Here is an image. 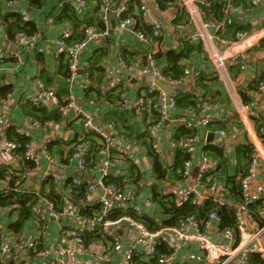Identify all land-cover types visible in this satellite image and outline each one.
I'll list each match as a JSON object with an SVG mask.
<instances>
[{"label": "built area", "instance_id": "obj_1", "mask_svg": "<svg viewBox=\"0 0 264 264\" xmlns=\"http://www.w3.org/2000/svg\"><path fill=\"white\" fill-rule=\"evenodd\" d=\"M33 1L0 0V87L8 84L6 73L11 64L16 63L13 71L19 73L24 66L26 56L43 51L40 49V44L46 42L49 45L44 50L46 54L50 55L56 64H61L63 60L67 67V75L63 79L67 85L68 95L62 101L56 90L46 87L42 81H35L34 84L24 87L20 96L13 93L7 99H2L0 149L6 148L12 153L16 150L15 142L9 140L7 136V129L12 125H8L4 118V109L10 100L17 99L16 103L19 101L20 107L31 103L61 113L64 121H48L40 124L63 123L65 133L72 141L73 150L65 160H61L49 150V141L41 144L45 158L54 167L43 171L41 182L54 183L62 197V202L56 204L42 197L40 211L43 209L44 214L39 215L37 211L33 219L40 221L41 234L45 232L47 216L55 221L68 218L71 224L69 228L62 229L60 236L49 246L55 252L54 258H50L49 250L43 245L41 237L40 242L38 237H32L27 243H22L20 236L26 226L20 233L9 229V223L19 217L17 210L10 213L4 226L0 227V264L12 261L14 247L19 248L20 253L23 251L21 264H32L33 255L40 258V264H63L59 259L60 255L71 257L72 264H101L120 252L124 253V264H135L134 257H140L143 262L149 263L157 256L161 245H165L170 252L160 254L157 257V264H174L179 252L186 245L193 243L198 246V251L205 253L209 264H252L255 255H259L264 264V244L258 242L264 237V207L255 208V203L258 201L264 204V111L254 107L252 102H245L241 95L233 97L234 100L228 102L220 93L218 100L225 108L223 111H218V100L214 91L208 86L203 87V84H206L204 74L206 66L198 64L193 59L194 56L187 60L181 77L172 78L163 72V64H159L154 55L156 50L148 52L140 59H128L120 44L115 49V61L119 69L127 72L129 79L133 76L132 72L140 73L145 78L144 84L138 87L140 91L138 97L135 100L131 99L129 81H119L117 70L111 66L106 68V76L98 91H91V97H88L87 90L93 84L88 60L91 55L84 56V53L93 43L110 36L109 21L113 4H116L115 20L122 34H132L142 43L164 39L162 22L156 19L147 22L148 0H135L137 15L151 28L152 35L148 36L140 27L135 15L130 13L134 0H102L98 6L97 16L105 23L106 28L99 31L90 25L85 28L86 35L82 40L70 42L74 35L73 27L68 24H57L56 18L62 12L64 5L73 8L81 18H86L92 10L90 0H64L57 5L58 11L54 10L46 15L40 14L39 6ZM215 1L225 3V19L203 21L202 30L187 33L178 39L177 48L184 50L187 42L201 43L204 49L202 53L207 54L212 62V69L221 80L226 81L224 70L236 65L242 79L249 81L251 79L244 76L251 66L248 51L252 45L264 39V15L260 17L259 29L238 30L235 29L238 24L235 15L247 7L259 8L264 0H186L183 1L182 6L186 7L192 16H198L202 14L203 8L212 7ZM155 2L156 7L160 8L158 1ZM13 12L19 13L22 25L33 22L37 25V30L30 33L26 28H22L11 34L4 20V14ZM177 17L178 13L174 14L171 21L174 22ZM55 27H58V37L55 39L48 37L45 40L47 29ZM232 28H234L233 34ZM229 30L230 33L227 34ZM80 74L83 78L81 93L88 106H96L99 98L105 99L109 94H117L118 113H125L128 118L127 124L131 121L130 110L133 109L141 123L140 135L147 139L163 168L167 170L162 186L165 188L163 182L169 179L189 183L185 190L176 193L167 192L160 186L163 193L175 194L178 203L192 200L203 204L212 200L218 204L233 205L236 209V227L222 228V217L217 211H211L203 219L191 214L183 218L177 226H162L154 231L150 230L143 221L129 214L117 220H105L107 213L115 209L141 212L138 205H130V193L124 190L125 187L122 188L108 181L110 177L120 178V162L126 157V148L115 141V136L128 140L130 137L128 138L129 135L125 131L118 129L116 119L102 123L97 120L94 113L87 111L78 102L74 88ZM158 81L170 86L169 92L160 87ZM11 83L15 84L13 81ZM186 93L193 95L197 105L181 110L178 107V98ZM253 94L264 95V78L259 79L256 90L250 93V100ZM67 122H73L81 126V129L76 130L73 126H68ZM233 125L239 130H232ZM13 126L18 134L27 139L24 161L39 166L37 142L32 132L20 125ZM180 127L193 129L194 133L177 140L175 134ZM164 135L171 147L169 153L164 147ZM244 144L251 146V152L245 168L242 169L239 166L237 151ZM179 150L189 156L182 166L176 169L174 164ZM216 150L220 155L215 158L212 152ZM98 165L101 175L95 181L86 180L85 173ZM70 168L73 172H69ZM224 172L236 177L239 182L240 201L234 202L228 198L229 186L221 177ZM176 173L180 178L171 177ZM65 185L73 189L85 188V200L82 203L73 202L70 195L74 191L72 188L70 191H63ZM96 187H100L104 192L97 198L94 197ZM146 203L149 206L156 204L152 199V192L146 198ZM96 204L101 205L102 210L99 213L88 215L83 212L85 206ZM256 214L261 216L259 220L261 219L262 223L255 230L249 229L248 223L258 219ZM115 225H125L134 237V243L126 249L120 236L112 234L109 230V227ZM92 233L98 234L100 238L86 242V236Z\"/></svg>", "mask_w": 264, "mask_h": 264}, {"label": "crops", "instance_id": "obj_2", "mask_svg": "<svg viewBox=\"0 0 264 264\" xmlns=\"http://www.w3.org/2000/svg\"><path fill=\"white\" fill-rule=\"evenodd\" d=\"M62 1L64 0H44L43 4L38 7L40 9V14L46 15L48 13L50 14L54 12V9H56L57 5ZM155 1L156 0H148L149 14L146 16V21L149 22L153 19H156L162 22L164 26V35H165L164 39H162V43H163L162 48L164 47L165 49L168 47L176 48L178 47V39H180L183 35L197 30H202L201 24L203 21H205L203 17V13L199 14L198 16L191 15V21L189 24L186 25L176 26L174 22L171 21V17H173L174 14L179 13V9L181 8L183 1L186 0H179L178 4L168 9H162L156 7ZM90 5L92 10L91 13L87 15V18H89L96 10L97 2L95 0L94 1L90 0ZM115 8H116V4L114 3L111 11H114ZM41 12H46V13H41ZM262 15H264V1H262V4L260 5L259 8L247 7L241 13H237L235 15L236 22H238L237 26L243 29L246 28L259 29L261 25L260 17H262ZM112 21L113 19L110 13V21H109L110 30L113 29ZM233 31L234 28H232L231 30L232 34ZM229 33L230 30L228 31L227 34ZM57 34H58V27H55L53 29H47V35L45 40L48 37H53L55 39L58 37ZM232 34H230L229 37H231ZM109 37H107L106 39H102L97 43H93L92 47L86 49L84 56L93 55L94 51L101 46L103 48H107L109 51V55L101 63H103L106 66L105 69L109 68L110 66L116 69L120 76V78L118 79L119 81L121 82L129 81L128 88L130 91L131 99L135 100V98L138 97L140 92L138 90V87L144 84L145 78L140 73L132 72L133 76L131 79H129L128 73L119 69L118 63L115 61L116 46L118 44L121 45L128 59H140L142 56H146L148 52L157 50L160 42L155 39L149 43H142L140 41H137L132 34H127V33L122 34V31L118 28L117 21H116V27L114 29L113 37H111V34ZM47 47H49L48 43L44 42L40 44V49L43 50L40 51V54L38 53L36 55L26 56V61L24 63V66L21 68L19 73H14L13 71V67L16 65V63L11 64L9 66L10 69L6 73V76L8 80L11 79L15 84L11 83L12 81L11 82L7 81V82L8 84H12L14 86L15 88L14 93L20 96L21 90L26 86L34 84L35 81L36 82L42 81V83L45 84L43 80L39 78L40 69L42 68V66H46L47 69H49L53 74L57 73V71L59 70L58 66H60L61 64H56L55 61L51 59L50 55L48 56L46 54L44 50H46ZM248 55L250 58L251 66L248 72L244 74V76H246L248 79H251L249 81L242 79V77L240 76V70L236 65H233L229 68L227 67L224 70L226 81L221 80L217 76L216 71L212 69V62L208 58L206 53L204 54L197 53L193 57V59L198 64L202 66L203 65L206 66V72H204L206 85L208 86L209 89L214 91L215 98L218 100V94L220 93L221 96H224L229 102L231 100H234L232 99L233 97L237 95H241V93L246 90L248 85L254 79L264 78V39L252 45V47L248 51ZM40 56L42 57L43 63L40 61ZM59 77L60 76L58 75V79L56 78L55 80V85H57L58 88L61 82L64 80V79L60 80ZM82 83H83V78L80 74L79 79L77 80V83L74 88L78 102L81 103L86 108L87 111L94 113L96 115L97 120L102 123H108L109 120L113 118L116 119L114 115L118 113V109L116 110V108L113 105L109 104L105 100L98 101L96 106L87 105L86 100L84 99L81 93ZM169 90H165V91L169 92ZM249 92L250 91H248L247 93ZM67 95H68V89H67ZM60 96L63 99L67 97L64 94V92L61 93ZM16 100L17 99H12L9 101V104L6 105L4 109V118L6 122H8V125L9 124L20 125L23 128H26L32 132V135L35 138V141L37 142L36 152L37 155L40 157V165L34 166V168H30L29 166H27L26 162L24 161L23 156L16 155V153H12L10 150L4 148V149H0V166H4L8 168L10 173H13L15 176L21 178V183L17 182V184H15V186H17L16 188L17 190L21 192L38 193L45 188L47 191H49V186L51 184L42 183L41 176L44 170L52 169L54 167H52V165H50L47 159L45 158V154L41 150V144L44 143L45 141H49L50 144L57 141L60 142L62 144L61 148L63 150L62 151L63 155H60L59 153H56L53 150L51 151L53 152V154H56L61 160H64L67 158V156L71 154L69 153V150L72 147V141L68 139L67 134L65 133V127L63 123L49 122L46 125L40 124L33 117L24 114L22 106L20 107L19 101H17L16 103ZM217 102H218L217 110L223 111L225 108V107L223 108L224 104L223 103L221 104V101L219 100ZM245 102L247 103L252 102L254 107L264 111V95L253 94L252 100H250L249 97ZM130 114L132 115L129 118L131 121L127 125L133 131L132 134L127 132V134L129 135L128 138L130 137V140L115 136V141L121 144L124 148H126V157L123 161L120 162L121 167L119 169L120 172L119 175L121 177V181H123V183L125 184L124 190L130 193V200H129L130 205L131 204L138 205L141 208V212L139 214L148 216L151 219H154L155 221H162L165 218V215L162 214L159 205L154 203L152 206H149L146 203V198L150 196L152 192L151 186L153 184H156L158 182V179L155 172L153 171L152 160L147 146L141 140L136 139V137L138 136L141 137L140 135L141 123H139V118L137 115H135L133 109L130 110ZM118 125L120 126L121 123L118 122ZM232 130L237 131L239 129L235 128V126L233 125ZM0 135H1V131H0ZM163 143H164V147H166V152L169 153L170 151L169 149H171V147H169L167 141L165 140V135H164ZM69 172H73L72 168L69 169ZM133 174H135L136 176L139 174L140 178L139 179L137 178L135 181L129 180V177H131ZM100 175H101V169H100V165H98L96 168H91L87 173H85L84 177L88 181H95ZM193 178L194 177H192V180ZM192 180L191 182H193ZM159 183L160 186L163 189H165L167 192H174V193L185 190L189 185V183H185L180 180H170V179L168 181L163 182L165 188L162 186L161 182ZM71 188L73 189V187ZM71 188L68 185H65L62 188V190L70 191ZM9 189H11L10 183H8L7 180L0 179V191H6ZM96 189L97 190L94 194L95 198H97L99 195H102L104 193L100 187H96ZM57 193L59 194L58 191ZM109 198L112 197L109 196ZM16 210L17 207L0 208V227L4 226V222L7 220L6 218L10 216V213H14ZM37 211L39 215L44 214L43 209L40 211V202L37 204L35 208V212ZM46 216H47V212H46ZM261 223L262 220L257 219L253 223H248V228L255 230V228L259 227ZM70 224L71 221L68 218L57 219L55 221L47 216L45 232L41 234L40 221H35L32 218L31 221L27 223L24 232L21 233L22 235L20 236V238L23 240L22 243L25 244L32 237L33 238L38 237L40 242V237H41L43 245L46 246V248H48L49 250L48 256L50 258H54L55 252L52 251L49 246L53 244V242H55V240L60 236L61 230L65 228H69ZM109 230L112 232V234H116L120 236L123 242L124 249H126L128 246L134 243V237L125 225H115L109 227ZM258 242L264 244V237H262ZM22 254L23 251L20 253V249L14 247V251L11 255L12 261H14L15 264H21ZM80 257L86 258L85 256H80ZM123 257H124V253L120 252L115 254L111 259L101 262V264H124ZM32 258H33L32 264H40L39 257L33 255ZM59 259L63 264H72L71 257H68L66 255H60ZM174 264H209V263L206 260L205 253L198 251V246L193 243L186 245L179 252Z\"/></svg>", "mask_w": 264, "mask_h": 264}, {"label": "trees", "instance_id": "obj_3", "mask_svg": "<svg viewBox=\"0 0 264 264\" xmlns=\"http://www.w3.org/2000/svg\"><path fill=\"white\" fill-rule=\"evenodd\" d=\"M44 0H34L33 3L36 6H41L43 4ZM94 1V0H92ZM97 2V8L94 11V13L89 18H81V16L73 10L68 5L63 6L62 12L58 15L56 18L57 24L64 25V24H70L73 27L74 35L73 38L70 40V42L80 41L85 37V28L88 26H94L99 31H102L106 28V25L103 21L99 20L97 14L98 6L101 3L102 0H95ZM160 8L162 9H168L170 7H173L174 5L178 4L179 0H157ZM241 1V0H236ZM243 1V0H242ZM137 5V2L134 0L130 7V13L134 14L135 17L138 19V22L140 27L145 30L148 36L152 35L151 28L144 24L143 19H140V17L137 15V12L135 10V7ZM224 2H217L215 1L210 8H203L202 13L205 20L209 19H215L217 21H223L225 19V11H224ZM1 19V14H0ZM4 20L8 24V31L13 34L16 30L26 28L28 32L32 33L37 30V25L35 23H29L28 25H22L20 15L19 13L13 12L10 14H4ZM191 21V14L186 9V7L181 6L179 9L178 17L174 21V24L176 26L180 25H186L189 24ZM235 29H240L237 25L235 26ZM159 46L154 53L158 63L163 64V72L168 76L172 78H179L183 74V69L185 65H187V60L191 56H195L197 53L204 52L203 46L201 43H192L187 42L185 44L184 50L179 48H162V41H159ZM40 54V53H39ZM109 55V51L107 48L100 47L96 49L89 57V63H90V75L93 84L90 86V88L87 90L88 97H91V91H98L99 87L102 85L103 79L106 76V69L103 63H101L105 58H107ZM125 57L126 54L124 53ZM128 58V57H127ZM40 61L43 63L42 57L40 56ZM57 73H52L49 69H47L46 66H42L40 69L39 78L43 80L45 83L44 85L46 87H51L54 90L57 91V94L60 96L61 93L64 92V94L67 96V85L64 83V76L67 75V67L63 60L61 61V65L58 66ZM58 75L60 76L59 79L63 80L58 88L57 85H55L56 78L58 79ZM259 79H254L246 88L244 92L241 93L243 99L246 101L250 97V93L256 90L257 83ZM97 85L96 87L94 85ZM203 84V82H202ZM203 87H207L206 84H203ZM15 91V88L12 84H6L2 87H0V101L2 99H7L11 94H13ZM250 91L249 93H247ZM93 97V96H92ZM61 100L63 101V98L60 96ZM98 98V97H97ZM105 100L109 104L113 105L116 110L119 106V96L117 94H109L107 98L101 99L99 98L98 101ZM178 107L181 110H184L190 106H196L197 101L194 99L192 94H182L178 98ZM23 113L27 116L33 117L36 119L39 123H45L48 121H56V122H62L64 121V117L61 115V113L57 110L49 111L47 108H43L40 106H35L31 103H27L22 105ZM121 115V116H119ZM116 120L121 123V125H118V129L120 131H125L126 133L129 132L132 134V129L129 128L127 125L128 118L125 116V113H116L114 115ZM123 117V118H122ZM68 126H73L76 130L81 129V126L74 125L73 122H67ZM194 133L193 129H187L185 127H180L176 131V139L180 140L185 135ZM7 136L8 139L15 142L16 155L24 156L25 146L27 144V139H25L22 135L18 134L15 131L14 126H9L7 129ZM136 139L141 140L148 148L149 154L151 156L152 160V168L155 172L158 182L156 184H153L151 186L152 188V199L156 202L157 205H159L162 214L165 215V218L162 221H155L154 219H151L148 216L141 215L139 213H135L131 209H115L112 211H109L107 215L105 216V220H117L120 217L129 214L133 217L138 218L139 220L143 221L150 230L154 231L162 226H177L180 224L181 220L191 214H196L199 219L205 218L211 211H217L221 217H222V228L227 227H236V209L233 205L230 204H218L214 203L212 200H208L204 202L203 204H198L195 201H188L184 203H178L177 196L175 194H165L162 192L160 183H162L163 179L166 177L167 170L163 168L161 161L159 157L154 153V150L148 143L147 139L145 137H136ZM143 139V140H142ZM97 144V143H96ZM98 143V147H99ZM62 144L60 142H53L49 144V150H53L56 153H59L60 155H63L62 150ZM57 148V149H55ZM73 148L69 150V153H71ZM52 152V151H51ZM251 152V146L249 144H244L238 148L237 154L239 157L241 168H245L246 162L249 158ZM53 153V152H52ZM68 153V154H69ZM213 157H218L220 155V152L218 150L213 151ZM189 155L185 153L184 151L179 150L177 152V157L175 159V168L179 169L184 160ZM65 160V159H64ZM27 166L30 168H34V164L31 162L25 161ZM91 165H93L91 163ZM240 168H238V171ZM171 177L174 178H180L179 174H172ZM221 177L223 180L228 183L229 186V194L228 198L234 202H238L241 200V190L239 182L237 181L236 177L229 176L227 173H222ZM140 178V175L137 176L133 174L129 180L135 181L136 179ZM0 179L7 180L8 183L11 185V189L6 191H0V208L5 207H17V211L19 214V217L16 221L9 224V228L13 230L16 233H20L23 228L27 225V223L33 218L35 208L37 204L41 201L42 197H45L56 204H60L62 202V197L59 195L56 191L55 184L51 183L49 186V191H47L45 188L41 190L40 192L32 193V192H21L17 190V182L21 183V178L15 176L13 173H10L9 169L0 166ZM110 182H113L120 185L122 188L125 187V184L123 181H121L120 178L110 177ZM129 181V182H131ZM71 199L75 203H82L85 200L86 196V190L85 188H77L74 189V192L71 193ZM263 205V206H262ZM264 207V204L261 201H258L255 203V208H261ZM101 205H87L84 207L83 212L88 215H93L95 213H99L101 211ZM256 218H260V215H255ZM95 238H100L98 234L92 233L91 235L86 236V242H90L91 240ZM170 250L165 246L161 245L158 248V254L155 258H153L149 263L143 262L140 257H134L133 261L135 264H157V257L162 253H169ZM6 264H15L14 261H10ZM252 264H263L261 258L259 255H255L253 257Z\"/></svg>", "mask_w": 264, "mask_h": 264}, {"label": "water", "instance_id": "obj_4", "mask_svg": "<svg viewBox=\"0 0 264 264\" xmlns=\"http://www.w3.org/2000/svg\"><path fill=\"white\" fill-rule=\"evenodd\" d=\"M111 17H112V19H113V21H112L113 29L110 30V34H111V37H113L114 29H115V27H116V20H115V12H114V11H111ZM109 38H110V37H109ZM157 84H158L160 87L164 88L165 90H169V89L171 88L170 86L164 85L163 83H161V82H159V81L157 82Z\"/></svg>", "mask_w": 264, "mask_h": 264}, {"label": "bare ground", "instance_id": "obj_5", "mask_svg": "<svg viewBox=\"0 0 264 264\" xmlns=\"http://www.w3.org/2000/svg\"><path fill=\"white\" fill-rule=\"evenodd\" d=\"M55 11H58L59 9H58V7H56V9H54Z\"/></svg>", "mask_w": 264, "mask_h": 264}, {"label": "rangeland", "instance_id": "obj_6", "mask_svg": "<svg viewBox=\"0 0 264 264\" xmlns=\"http://www.w3.org/2000/svg\"><path fill=\"white\" fill-rule=\"evenodd\" d=\"M8 81H9V82H11L12 80H11V79H9Z\"/></svg>", "mask_w": 264, "mask_h": 264}]
</instances>
